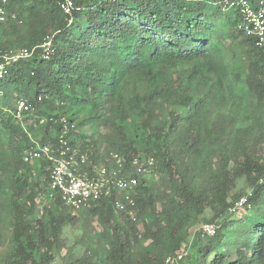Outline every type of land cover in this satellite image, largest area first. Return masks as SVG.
<instances>
[{
  "label": "trees",
  "instance_id": "obj_1",
  "mask_svg": "<svg viewBox=\"0 0 264 264\" xmlns=\"http://www.w3.org/2000/svg\"><path fill=\"white\" fill-rule=\"evenodd\" d=\"M227 3L0 0V264H264L263 54ZM63 119L91 165L154 159L135 220L115 207L121 192L68 207L48 190L50 163L24 161L57 147ZM93 221L110 235L100 258L66 236Z\"/></svg>",
  "mask_w": 264,
  "mask_h": 264
},
{
  "label": "built area",
  "instance_id": "obj_2",
  "mask_svg": "<svg viewBox=\"0 0 264 264\" xmlns=\"http://www.w3.org/2000/svg\"><path fill=\"white\" fill-rule=\"evenodd\" d=\"M228 6L236 8L242 18L240 28L255 40L256 46L261 49L264 65V5H252L248 0H228ZM72 3L67 2L62 9L71 14ZM6 12L0 8V24L5 20ZM44 58H49L51 53V42L43 46ZM31 54L23 51L15 57L6 58L7 61L18 60L22 57H29ZM5 64L0 65V78ZM32 109L30 104L20 102L18 105V118L22 113ZM62 132L58 139L57 147L49 145L37 146L36 149L28 152L24 158L26 163L45 159L50 163L51 185L49 191H57L64 203L74 209L80 210L90 208L94 202L103 198H111L114 193L121 192L122 196L115 201V207L119 211H128L135 220V201L132 193L139 184V178L144 177L154 166V159L147 157H136L131 162L130 170L125 169L124 159L116 153L109 156L108 163L91 165L88 156L74 149L70 143L72 126H69L63 119ZM133 174V175H132ZM205 232L213 234L214 229L210 225L204 226ZM183 254L178 256V260ZM173 260L168 258L167 264Z\"/></svg>",
  "mask_w": 264,
  "mask_h": 264
},
{
  "label": "rangeland",
  "instance_id": "obj_3",
  "mask_svg": "<svg viewBox=\"0 0 264 264\" xmlns=\"http://www.w3.org/2000/svg\"><path fill=\"white\" fill-rule=\"evenodd\" d=\"M236 62L239 63L240 60L236 58ZM239 137H241V133L239 134ZM44 203H48L47 198H44ZM92 226L94 229V233H91L89 230H85L84 234L82 235V231H77V230H67L66 231V236L70 239L71 243L74 242L75 239H80V246H90L92 249L93 254L95 255L96 258L104 257L107 254L108 248H109V242H110V235L107 233L103 238L95 236V232L99 233L101 230H104L102 225L97 222L93 221ZM142 228V226H139ZM11 237V236H10ZM9 237V238H10ZM9 238L7 239L9 241ZM8 247V242L6 243L5 247L1 250L5 251L6 248ZM75 255L78 253V249L75 250ZM65 254V262L70 263L73 260L72 253H70V250L66 251ZM103 259V258H101Z\"/></svg>",
  "mask_w": 264,
  "mask_h": 264
}]
</instances>
